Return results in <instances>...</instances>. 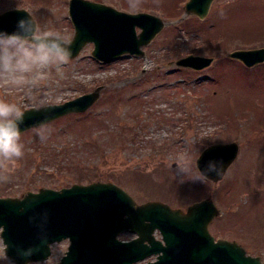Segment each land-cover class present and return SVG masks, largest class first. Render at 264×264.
I'll use <instances>...</instances> for the list:
<instances>
[{"label": "rangeland", "instance_id": "1", "mask_svg": "<svg viewBox=\"0 0 264 264\" xmlns=\"http://www.w3.org/2000/svg\"><path fill=\"white\" fill-rule=\"evenodd\" d=\"M99 1L127 12H150L165 24L142 46L143 56L126 53L100 62L91 55L89 42L66 62L51 52L43 69L0 77V100L19 111L101 86L85 110L19 132L23 155L0 156V195L101 179L114 181L138 202L159 199L186 208L211 197L220 215L209 224L210 231L238 239L248 253L264 259V61L246 66L226 55L264 45V0H213L202 19L188 15L179 22L173 20L182 15L186 0ZM67 4L0 0V11L26 7L37 20L36 34L69 39L74 28ZM38 47L47 49L0 37V50ZM189 54L214 60L200 70L174 63ZM230 140L239 144L237 156L222 179L208 180L198 171L197 155L209 143ZM60 241L52 243L46 259L27 264H57L64 250ZM0 263L17 264L4 254L1 238Z\"/></svg>", "mask_w": 264, "mask_h": 264}, {"label": "water", "instance_id": "2", "mask_svg": "<svg viewBox=\"0 0 264 264\" xmlns=\"http://www.w3.org/2000/svg\"><path fill=\"white\" fill-rule=\"evenodd\" d=\"M212 1L186 0L182 15L173 22L190 14L203 18ZM67 10L74 26L69 39L36 34L37 20L25 7L0 11V37L28 40L65 55L68 48L71 58L92 42L91 55L109 62L130 52L143 56L142 46L165 24L150 12L118 10L97 0H69ZM227 56L252 66L264 61V45L235 48ZM213 59L212 55L189 54L174 63L201 69ZM100 88L98 85L60 103L22 109L23 121H17L19 132L85 110L99 97ZM237 151L235 140L210 143L196 157V166L203 176L217 182ZM219 213L211 197L196 200L186 208L159 199L137 202L114 181L95 179L60 188L42 186L19 196H0V235L4 254L17 264L46 259L51 243L64 238L69 244L57 264H132L151 254L155 259L146 264H264L260 254L247 253L237 240L215 238L208 224ZM156 228L161 238L154 237ZM127 230L136 232V236L120 239L118 234Z\"/></svg>", "mask_w": 264, "mask_h": 264}, {"label": "clouds", "instance_id": "3", "mask_svg": "<svg viewBox=\"0 0 264 264\" xmlns=\"http://www.w3.org/2000/svg\"><path fill=\"white\" fill-rule=\"evenodd\" d=\"M66 55L56 54L55 59L66 62L71 52L68 48ZM53 58V53L43 47L35 51L29 49L0 50V77L9 78L17 74L31 73L35 69H43ZM17 121H23V115L19 109L10 103L0 100V156L5 158L23 155L19 141V128Z\"/></svg>", "mask_w": 264, "mask_h": 264}, {"label": "flooded vegetation", "instance_id": "4", "mask_svg": "<svg viewBox=\"0 0 264 264\" xmlns=\"http://www.w3.org/2000/svg\"><path fill=\"white\" fill-rule=\"evenodd\" d=\"M239 148V147H238ZM39 189V188H38ZM38 189H33V191H36V190H38ZM28 190V189H27ZM21 194H23V193H21ZM21 194H19V195H21ZM220 215V214H219ZM219 215H217V216H219ZM217 216H215V217H217ZM215 217L213 218V219H215ZM213 219H212V221H213ZM212 221L210 222V223H212ZM209 223V224H210ZM1 230V229H0ZM123 233H125V234H129L128 235V237H126V238H123V239H130V238H133V237H135L136 236V233L135 232H131V231H122L120 234H123ZM153 235H154V237L155 238H160L161 236H160V231H159V229H155L154 231H153ZM221 237H226V238H230V239H236V238H234V237H227V236H221ZM0 238H1V235H0ZM236 240H238V239H236ZM1 241H2V238H1ZM239 241V240H238ZM147 242V241H146ZM240 242V241H239ZM3 243V242H2ZM60 243H63V245H62V247H64L63 249V252L61 253V255H60V257L63 255V253H64V251H65V249H66V247H67V245H68V243H69V240L66 238H64V240H62V241H60ZM241 243V242H240ZM242 244V243H241ZM51 246H52V244H51Z\"/></svg>", "mask_w": 264, "mask_h": 264}]
</instances>
